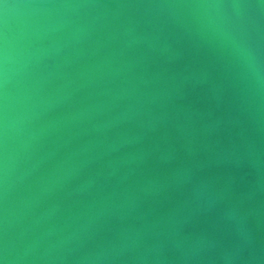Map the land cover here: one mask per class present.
<instances>
[{
  "label": "water",
  "instance_id": "water-1",
  "mask_svg": "<svg viewBox=\"0 0 264 264\" xmlns=\"http://www.w3.org/2000/svg\"><path fill=\"white\" fill-rule=\"evenodd\" d=\"M0 264H264V0H0Z\"/></svg>",
  "mask_w": 264,
  "mask_h": 264
}]
</instances>
